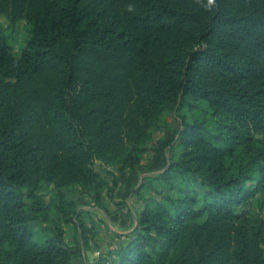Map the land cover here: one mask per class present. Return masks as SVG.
<instances>
[{"label": "trees", "instance_id": "1", "mask_svg": "<svg viewBox=\"0 0 264 264\" xmlns=\"http://www.w3.org/2000/svg\"><path fill=\"white\" fill-rule=\"evenodd\" d=\"M0 264H71L174 113L162 190L96 264H264V0H0ZM253 185V186H252ZM50 189V196L43 194Z\"/></svg>", "mask_w": 264, "mask_h": 264}, {"label": "crops", "instance_id": "2", "mask_svg": "<svg viewBox=\"0 0 264 264\" xmlns=\"http://www.w3.org/2000/svg\"><path fill=\"white\" fill-rule=\"evenodd\" d=\"M146 152L143 153L140 164L128 173L124 183L118 189L119 193H121V201L118 205H123L125 210L113 208L107 202H105L104 209L91 204L90 208L95 207L101 217L95 219V215L93 214L92 217V213H89L96 235L94 240L89 241L86 246L83 245L80 237L75 235V238L67 239L64 232L65 242L69 246H76L79 249L77 255L72 258L71 264H96L101 253L118 248L121 244H124L127 241L128 235L137 224V218L144 207L145 200L155 198L157 192L162 190L163 182L159 179V175L168 166L170 159L177 154V150L174 148L172 155L167 154L166 163L162 169L161 165L163 161L159 154L153 153L149 155L147 161L143 162V157L147 156ZM85 194L92 200L90 194ZM81 208L83 209V207ZM83 210H85V215H87L88 210ZM102 221L105 222V225L101 223Z\"/></svg>", "mask_w": 264, "mask_h": 264}, {"label": "rangeland", "instance_id": "3", "mask_svg": "<svg viewBox=\"0 0 264 264\" xmlns=\"http://www.w3.org/2000/svg\"><path fill=\"white\" fill-rule=\"evenodd\" d=\"M0 21L4 26L5 33L8 36L9 42L12 46L13 54L15 57H18L21 53V49L24 46L26 39L28 38V33H27L25 22L20 21L16 23L14 26H9L7 20L4 17H1ZM166 119L168 121L169 127L156 131L153 134L152 140L148 143L146 147L147 152L145 151L146 152L145 154L147 156L145 158L143 157V162H145L149 159V155L153 153L159 154V156L162 158V161H163L161 165V169L163 166H165L167 154L172 155V151L174 149V135H175V132L179 129V121L176 119L174 113H168L166 115ZM262 166L264 170V161L262 162ZM263 180H264V172H263ZM120 187L121 186H118L113 190V192L111 193V197H109L105 193V202H107L108 205L109 206L111 205V207L113 208L125 210V207L123 205L121 206L118 205V203L121 201V198H120L121 193H119L118 191ZM50 189L51 188H48L43 191V194L47 198L50 196ZM73 195H74V198L77 199L80 209H82L81 207H83V209H86V211L88 210L86 213L87 215H85L83 218L87 225H90L93 223L90 221L91 215L89 213H92V217L94 214L95 219H99L101 217L95 207L90 208L92 206L91 204H93L92 200L90 199L89 196L83 193L79 188L74 189ZM246 205L247 207H250L253 211L259 213L264 218V182H263V185H261L258 188H255L252 194L247 198ZM117 207H120V208H117ZM87 208H90V209H87ZM101 223L105 225L104 221H102ZM65 233H66L67 239H71L73 237L75 238L76 233L74 232V229L71 226H65Z\"/></svg>", "mask_w": 264, "mask_h": 264}]
</instances>
